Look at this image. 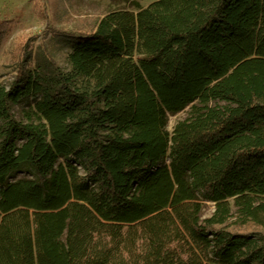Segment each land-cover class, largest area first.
I'll return each instance as SVG.
<instances>
[{
	"label": "trees",
	"instance_id": "16d2710c",
	"mask_svg": "<svg viewBox=\"0 0 264 264\" xmlns=\"http://www.w3.org/2000/svg\"><path fill=\"white\" fill-rule=\"evenodd\" d=\"M52 29L68 69L24 49L0 84V264H264V0Z\"/></svg>",
	"mask_w": 264,
	"mask_h": 264
},
{
	"label": "rangeland",
	"instance_id": "374dc122",
	"mask_svg": "<svg viewBox=\"0 0 264 264\" xmlns=\"http://www.w3.org/2000/svg\"><path fill=\"white\" fill-rule=\"evenodd\" d=\"M151 1L50 0L51 3L48 6L44 4L43 0H0V19L13 20L11 30L0 43V84L7 86L13 79L15 68L19 62L25 59L24 63L26 64L30 57H32L30 62L33 64L35 58L40 56L43 58L47 54L58 66L68 69L67 55L70 49L61 41L54 39L53 27L67 32L81 22H94L109 10L136 11L140 6ZM35 2L38 6L34 7ZM24 49L30 51V57L23 58ZM31 101L32 99L29 102L20 101L12 104L11 110L17 119H25L23 111ZM188 113L189 107H185L179 112L169 114L166 128L170 131L175 122L185 118ZM64 159L60 158V160ZM80 172L82 173V170ZM26 175H28L27 172L19 171L12 173L10 179ZM213 209L214 206L211 202L204 203L202 217L210 215Z\"/></svg>",
	"mask_w": 264,
	"mask_h": 264
}]
</instances>
